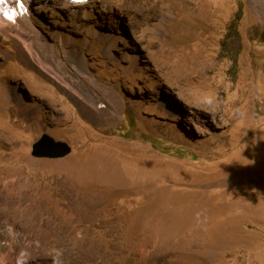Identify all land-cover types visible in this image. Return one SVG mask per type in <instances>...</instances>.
Segmentation results:
<instances>
[{"label": "rangeland", "instance_id": "rangeland-1", "mask_svg": "<svg viewBox=\"0 0 264 264\" xmlns=\"http://www.w3.org/2000/svg\"><path fill=\"white\" fill-rule=\"evenodd\" d=\"M54 2L0 26L2 256L264 264V0ZM44 134L72 152L33 157Z\"/></svg>", "mask_w": 264, "mask_h": 264}, {"label": "bare ground", "instance_id": "bare-ground-1", "mask_svg": "<svg viewBox=\"0 0 264 264\" xmlns=\"http://www.w3.org/2000/svg\"><path fill=\"white\" fill-rule=\"evenodd\" d=\"M39 1V0H38ZM44 1H46V0H44ZM55 2H57V4H59L60 6L58 7V6H56V5H54L55 7H58V8H60V9H66V10H63V11H66L67 12V15L69 16V15H72V16H75L76 14H77V11H74V10H72V9H76V8H80V7H83L82 9V17H84V16H90V14H91V10L90 9H93V8H95V6L97 5V2L98 3H100L101 2V0H89L87 3H84V4H82L83 2L82 1H80L79 2V5H67V4H64V2H61L62 0H54ZM54 2V3H55ZM53 3V4H54ZM56 4V3H55ZM86 5H89V6H87L86 7ZM86 9H85V8ZM87 8H89V10L87 9ZM42 9V8H41ZM40 9V10H41ZM52 9V8H51ZM40 10H39V12H40ZM43 10V9H42ZM45 11V10H44ZM43 11V12H44ZM47 11V10H46ZM45 11V12H46ZM27 12V7H26V5H25V7H24V9H22V10H19L18 12H17V17L16 18H14V19H11L10 21L8 20V21H6V20H4V19H2L1 18V16H0V26H4V24H7V23H16V22H20V20H24L25 19V13ZM44 12V13H45ZM48 12V11H47ZM65 13V12H64ZM49 14H50V12H49ZM76 17V16H75ZM70 18V17H69ZM75 19V18H74ZM85 19V18H84ZM26 20V19H25ZM18 22V24L20 25V23ZM26 22V21H25ZM27 22H28V20H27ZM24 24V23H23ZM22 24V25H23ZM25 24H30V23H25ZM25 24L23 25V26H25ZM13 25V24H12ZM31 25V24H30ZM31 27V26H30ZM25 28V27H24ZM28 28V27H27ZM9 29V28H8ZM5 30V29H4ZM30 29L28 28V31H29ZM6 31V30H5ZM23 31V33H24V30H22ZM27 30H26V32H28ZM31 31V30H30ZM18 32V31H17ZM7 33H9V32H7ZM20 33H22L21 32V28H20ZM19 34V33H18ZM25 34V33H24ZM23 35V34H22ZM20 36V35H19ZM14 38V37H13ZM16 38V37H15ZM17 39V38H16ZM24 39V38H23ZM27 42V41H26ZM16 47H17V49L19 50V52L23 55V56H25L29 61H32V63H34L35 65H36V67H37V69H38V71L40 72V73H42L45 77H49V78H52V79H55V77L53 76V75H55V76H57V77H61L60 75H58V74H54L55 73V70L50 66V64H48L47 62H42V60L41 59H39L38 57H37V55H36V53H35V51L33 50L34 49V46H33V44L32 43H30V44H28V45H26V44H24V43H21V41L19 42H16ZM40 57V56H39ZM42 57V56H41ZM51 63V62H50ZM61 72H63L62 70H61ZM63 75V74H62ZM65 80V79H64ZM67 85V84H66ZM36 114H35V116L34 117H32V119H40L41 118V115H40V113L37 111V108H35V107H33V109H32ZM33 114V113H32ZM170 204V203H169ZM174 204V203H173ZM172 204V205H173ZM167 208V207H166ZM169 208H170V206H169ZM171 208H173V207H171ZM143 210V209H142ZM167 211V210H166ZM177 214V213H176ZM138 217V216H137ZM139 218V217H138ZM142 218V217H141ZM139 220V219H138ZM137 220V221H138ZM143 220V219H142ZM170 219L168 218V220H164L163 222H161L162 223V226L163 227H167L168 228V226H169V224L168 223H164L165 221H169ZM175 221V220H174ZM138 224V223H137ZM136 224V225H137ZM168 224V226H166ZM180 224V223H179ZM139 225V224H138ZM159 225V224H158ZM178 225V224H177ZM152 226V225H151ZM157 226V225H156ZM161 226V225H160ZM172 226V225H171ZM173 227V226H172ZM67 229H69V227L67 228ZM194 229V228H193ZM65 230V229H64ZM70 230V229H69ZM188 230V229H187ZM191 230V229H190ZM72 231V230H71ZM178 231V230H177ZM152 232V231H151ZM169 232V231H168ZM151 233H148V235H150ZM159 235V236H158ZM158 237H161V236H165L166 234H165V232H164V234H163V232L161 233L160 232V230H158ZM25 236V240H24V242H25V245L26 246H28V248L30 247V244H31V240L29 239V238H27V236H29V235H24ZM82 236V235H81ZM183 237V236H182ZM0 238H1V236H0ZM185 241V240H184ZM23 242V243H24ZM149 242V241H148ZM177 243H179L178 244V246H177V248L179 247V245H181V246H184V247H188L189 246V243L187 242L186 243V241L185 242H178L177 241ZM20 245H22L21 243H20ZM145 245V244H144ZM25 246V247H26ZM165 246V245H164ZM180 246V247H181ZM3 248V247H2ZM27 248V247H26ZM162 248H164V247H162ZM161 248V249H162ZM183 248V247H182ZM182 248H179V249H181L182 250ZM23 249H25V248H23ZM160 249V248H159ZM176 249V248H175ZM191 249V248H190ZM28 250V249H27ZM174 250V249H173ZM172 250V251H173ZM177 250V249H176ZM25 251V250H24ZM164 252H165V249H164ZM153 253V252H152ZM179 253H180V251H179ZM87 254V253H86ZM13 259L14 258H4L3 256H2V252L0 251V264H13L14 263V261H13Z\"/></svg>", "mask_w": 264, "mask_h": 264}, {"label": "water", "instance_id": "water-1", "mask_svg": "<svg viewBox=\"0 0 264 264\" xmlns=\"http://www.w3.org/2000/svg\"><path fill=\"white\" fill-rule=\"evenodd\" d=\"M29 9V7H28ZM72 152L70 144L44 134L32 145L31 155L40 159H62Z\"/></svg>", "mask_w": 264, "mask_h": 264}, {"label": "clouds", "instance_id": "clouds-1", "mask_svg": "<svg viewBox=\"0 0 264 264\" xmlns=\"http://www.w3.org/2000/svg\"><path fill=\"white\" fill-rule=\"evenodd\" d=\"M58 1V0H57ZM89 1V0H88ZM88 1H86V2H83L82 4H84V3H87ZM61 2H64L63 0L61 1ZM6 3L8 4L7 6H5L4 7V4H1L0 5V16H1V18L2 19H4V20H6V21H10L11 19H14V18H16L17 17V12L19 11H15L14 10V8H16L17 7V5H16V2H15V0H6ZM22 3H23V9H24V7H25V5H26V7H27V11H28V4H27V0H22ZM64 4H67V5H79V2H77V3H75V4H71V3H68V2H64ZM13 8L12 10L10 9V8ZM10 17H8V16Z\"/></svg>", "mask_w": 264, "mask_h": 264}, {"label": "snow or ice", "instance_id": "snow-or-ice-1", "mask_svg": "<svg viewBox=\"0 0 264 264\" xmlns=\"http://www.w3.org/2000/svg\"><path fill=\"white\" fill-rule=\"evenodd\" d=\"M10 18V17H9Z\"/></svg>", "mask_w": 264, "mask_h": 264}]
</instances>
